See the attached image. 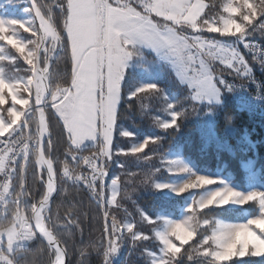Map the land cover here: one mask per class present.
<instances>
[{
    "label": "snow or ice",
    "instance_id": "obj_1",
    "mask_svg": "<svg viewBox=\"0 0 264 264\" xmlns=\"http://www.w3.org/2000/svg\"><path fill=\"white\" fill-rule=\"evenodd\" d=\"M54 7L60 22L53 7L40 0H28L27 19L0 15V41L14 49L5 54L0 46V264H29L34 251L46 252L49 264H72L61 235L72 229L82 235L83 228L73 211L62 217L58 206L54 210L69 182L86 189L95 202L101 223L93 250L103 257L101 264H113L125 241L134 248L158 241V250L143 249L150 264H245V258H264V190H238L220 177L194 172L177 157L167 162L166 171L185 180L157 181L161 169L156 168L141 184L193 193L190 203L179 219L150 214L132 200L136 189L129 191L128 185L139 174L130 170L127 158H135L137 166L151 161L156 150H145L162 137H148L127 151L113 145L122 81L138 46L169 59L187 90L186 106L169 102L156 84L131 93L142 115L145 101L163 98L171 118L154 122L165 131L179 129L189 111L219 104L224 91L249 83L257 84L256 98L264 100L239 48L243 44L264 68V45L252 43L257 33L264 36V0H225L218 15H210L207 0H60ZM205 33L236 37L238 43L226 45ZM64 56L66 86L54 67ZM226 70L245 83L226 79ZM52 116L65 141L59 160L53 155ZM114 157L126 160L110 178L108 162ZM125 201H132L135 216ZM229 205H251L254 211L243 220L217 211H232Z\"/></svg>",
    "mask_w": 264,
    "mask_h": 264
},
{
    "label": "trees",
    "instance_id": "obj_2",
    "mask_svg": "<svg viewBox=\"0 0 264 264\" xmlns=\"http://www.w3.org/2000/svg\"><path fill=\"white\" fill-rule=\"evenodd\" d=\"M59 2L60 0H40L42 6L53 7L58 22L61 20L59 9L55 8L54 5ZM207 2L213 6L210 15H218L221 12L220 6L225 0H207ZM25 4L28 7L26 0ZM205 34L207 35L209 33ZM214 35L218 36L217 34ZM231 38L235 41V44L238 43L233 37ZM252 40L263 41L264 37L257 33ZM239 46L245 51L242 44H239ZM245 53L251 62L253 74L264 81V72L262 69L251 59L246 51ZM67 59L66 56L61 57L54 66L60 76L59 82L65 86L68 80V76L65 74ZM227 79L229 81L241 80L235 78ZM174 81H167L163 86L157 87L161 90L163 96L168 98L169 102L186 106L189 103L185 100L187 96L186 87L182 86L177 80ZM127 86L128 84L125 82L122 90L121 104L117 113L116 132L113 139L114 150L119 151L122 149L127 151L132 147V142L144 141L148 137H162L157 145L150 144L149 148L145 150L150 154L152 149L156 150L151 161L140 162L137 166L133 162L135 158H127L129 160L130 170L139 174L133 179V183L128 185L129 191L133 187L136 189L135 192H132V200L145 211L151 210L152 207L158 204L161 206L164 203L169 205L175 203L174 205L181 206L182 209L185 206L182 200L167 197L166 195L158 193L159 191L153 187L141 184L144 174L149 171L155 172L156 168L161 169L164 159L169 156L180 155L195 165L199 172L213 175L221 174L224 177H228L236 186H246L248 184L247 179L251 174H256L260 179L264 180V113L247 114L239 110L228 91L223 92L220 105L205 107V115L215 111L221 112L219 118L215 120L214 131L222 140L227 137H230L233 142L240 139L247 140L248 145H239V148L231 147L230 150L216 146L213 142L207 143L203 140L200 131L202 118L195 117L190 111L186 117H182L179 121L181 125L179 129L165 131L159 128L154 122L156 118L161 120L171 118L168 115L166 103L163 98L156 96L153 97L152 102L150 99L145 101L147 107L144 109V112L147 114L142 115L140 103L134 98H129L131 93L136 91L137 88L134 85H131L132 87L130 86V88ZM51 123L55 146L53 155L59 160L62 159L61 153L65 149V141L60 134L54 116L51 117ZM230 128H232V135L228 134V129ZM124 130L132 133V136H122L121 131ZM84 154L88 155L89 153L86 152ZM125 160L126 158L123 157H114L108 162L110 178L118 175L122 171L121 163L125 162ZM250 168L252 170H249ZM154 179L157 181H165L169 178L167 174L162 173L161 169V171L155 172ZM64 187L65 191L57 199L54 210L58 206L62 217L68 211H73L83 228L82 235L77 229H72L70 234L65 231L61 235L62 240L67 241L70 260L72 264H101L103 257L93 250V245L99 244L98 237L101 223L95 202L86 189L79 188L71 183L65 184ZM125 207L135 209L132 201H125ZM226 208L232 209V211L226 212L225 209H218L217 211L235 220H243L246 218V215H250L254 211L251 205H245L243 209L240 207ZM134 211L132 213L135 216L136 211ZM141 226L147 227L148 225ZM157 245L158 241L155 244L150 241H145L134 248L129 243L125 244L124 242L119 254L113 258V264H150L149 258L142 254L143 249L144 247H149L157 250ZM82 251L85 253L83 256L81 255ZM28 257L29 264H49V257L46 252H30ZM262 260L264 258H245V264H260Z\"/></svg>",
    "mask_w": 264,
    "mask_h": 264
},
{
    "label": "rangeland",
    "instance_id": "obj_3",
    "mask_svg": "<svg viewBox=\"0 0 264 264\" xmlns=\"http://www.w3.org/2000/svg\"><path fill=\"white\" fill-rule=\"evenodd\" d=\"M27 8V5L25 4V0H12V2L10 3L9 0H0V15L6 16V17H12V18H18V19H27L29 17V14L25 11V9ZM24 36H28L29 34L27 33H23ZM205 36H208L209 38H216L219 39L220 41H223V39H221L222 37H218L215 36L214 34H204ZM218 35V34H217ZM232 39V38H231ZM237 45V44H236ZM0 46L4 47V52L5 54H9L14 52V49H12L10 46H7L5 44V42L0 41ZM239 48L241 49V47L239 46ZM245 52V51H244ZM143 60L137 61L135 60V62L133 63V65L129 68V72H127V74L125 73V76L127 75V79L126 81H122V83L127 82L128 86L130 88L131 85H135V84H139L142 83V79H141V75L147 77L148 79H151L152 77L154 78L156 75H158V71L160 70V66L159 64H156L155 68L153 67V70H149V72H147V68L148 67H152V65L147 66V68H145L146 70H142L145 67V64L143 65ZM147 64V63H146ZM175 69H170L169 71H163L162 73L165 74V76L168 77V79L170 80V82H175L174 80V75H176V71ZM174 72V74H173ZM177 78V75H176ZM132 87V86H131ZM230 94V93H229ZM168 112V111H167ZM221 112L219 111H215L213 113H207L204 118H202V123L200 126V131L202 133V138L203 140H205L207 143H211L213 142L216 146L219 147H224L227 149L231 150L232 148H239V145H243L246 144L248 145L247 140L245 139H240V140H236L235 142H233L231 140L230 137L225 138L224 140H222L217 133H215L214 131V123L215 120L217 118H219ZM228 134L232 135V128L228 129ZM143 141H136V142H132V146L142 143ZM180 158L182 159L194 172L198 173V174H203V175H209V176H213V177H220L226 181H228L234 188L238 189V190H242V191H249L252 189H261L264 190V180L260 179L259 176H257L256 174H251L250 177L247 179L248 180V184L244 187H240V186H236L234 185L231 180H229L228 177H224L221 174L218 175H213V174H209V173H203V172H199L197 170V168L195 167V165H193L192 163H190L189 161L185 160L184 158H182L180 155H173V156H169L167 158L164 159L162 165H161V169H162V173L163 174H167V177L169 179H166L165 181H161V182H172V183H179L182 182L183 180H185L187 177L185 175H173L171 173H169L168 171H166L167 168V162L175 159V158ZM249 170H252V168H250ZM250 182V183H249ZM211 189H215L217 187H220V185H213L210 186ZM192 191H196V190H192ZM202 191V190H199ZM155 192V191H154ZM161 193L163 195H166L167 197L173 198V199H180L182 200L183 203H185V206L183 207V209L190 203V199L191 196L193 195V193H184L182 195H177L176 193L173 192H169L167 190H165L164 192H158ZM188 194V195H186ZM175 204V203H174ZM169 205L164 203L163 205H157L155 207H152L151 210H147L146 212L150 213V214H161L164 216H168L174 219H179L182 214H183V209L181 206H176V205ZM226 207H232V208H236L239 206H226ZM130 212H133V208L131 209L128 208ZM135 212V211H134ZM148 227V226H147ZM146 226H144V228H147ZM151 226H149L148 228H150ZM151 243L155 244L157 241H150ZM129 243L131 245V243L129 241H125V244ZM159 243V242H158ZM132 247V245H131ZM156 250V249H155ZM158 250V249H157Z\"/></svg>",
    "mask_w": 264,
    "mask_h": 264
},
{
    "label": "crops",
    "instance_id": "obj_4",
    "mask_svg": "<svg viewBox=\"0 0 264 264\" xmlns=\"http://www.w3.org/2000/svg\"><path fill=\"white\" fill-rule=\"evenodd\" d=\"M221 39H223V43H225L226 45H230V46H235V41L233 39H231V37H222ZM241 53L245 55V58L249 61L250 65H251V62L250 60L248 59V56L246 55V53L244 52V50L240 49ZM138 52L139 54L134 56L129 62H128V66L125 70V73L127 74V72H129V68L133 65V63L137 61H140V60H143V65L145 64V67L142 69L143 71L146 70L145 68H147V66L149 65H152V67H148L147 68V72H149V70H153V67L155 68L156 64H159V66L161 67L160 70L158 71V75H156L154 78L152 77L151 79H148L147 77L141 75V79H142V83H137L135 84V88H140L144 85H147V84H156L157 86H163V84L167 81H170L168 79L167 76H165L164 73H162L164 70L167 72L169 71V68L172 69L173 66L170 62L169 59H165L162 55L160 54H157L153 49L147 47V46H138ZM147 63V64H146ZM252 67V65H251ZM174 69V68H173ZM175 72V71H174ZM173 72V74H174ZM175 76V80H177L179 83V78L177 77L176 78V75ZM127 75L125 76L124 78V81H126L127 79ZM225 78H234L232 75H229L228 74V70L225 71ZM125 82L122 83V90H123V86H124ZM181 84V83H180ZM182 85V84H181ZM184 86V85H182ZM185 87V86H184ZM136 89V90H137ZM131 96V95H130ZM152 99L153 98H150V101L152 102ZM121 100H122V93H121ZM121 100H120V103L118 105V108H117V113H118V109H119V106L121 104ZM221 100H222V95H221V98H220V103L219 104H213L214 106H218L221 104ZM189 102V101H188ZM206 106H212V105H207V104H203L199 107L198 111L196 114H194L195 117L197 118H204L205 116V107ZM163 111V110H162ZM166 112V111H165ZM191 112V111H190Z\"/></svg>",
    "mask_w": 264,
    "mask_h": 264
},
{
    "label": "built area",
    "instance_id": "obj_5",
    "mask_svg": "<svg viewBox=\"0 0 264 264\" xmlns=\"http://www.w3.org/2000/svg\"><path fill=\"white\" fill-rule=\"evenodd\" d=\"M264 37V36H263ZM236 41L237 38L233 37ZM238 42V41H237ZM252 43L259 48L261 45H264V40H252ZM243 46V44H242ZM244 48V47H243ZM248 55L253 57V53L248 49L244 48ZM253 60V59H252ZM254 61V60H253ZM259 65V67L264 72V68L261 67L258 61H254ZM256 78V81L262 85L260 91L264 93V81L258 78L255 74H253ZM237 85L241 83H245L243 80H236L234 81ZM234 103L236 104L237 108L247 114H257V113H264V100H259L256 98L257 93V84L256 83H249L245 88H238L235 91L229 92ZM79 171V169H77ZM70 183V182H69ZM72 184V183H71ZM74 185V184H73Z\"/></svg>",
    "mask_w": 264,
    "mask_h": 264
},
{
    "label": "water",
    "instance_id": "obj_6",
    "mask_svg": "<svg viewBox=\"0 0 264 264\" xmlns=\"http://www.w3.org/2000/svg\"><path fill=\"white\" fill-rule=\"evenodd\" d=\"M27 1V3H28V0H26ZM69 259H70V256H69Z\"/></svg>",
    "mask_w": 264,
    "mask_h": 264
}]
</instances>
